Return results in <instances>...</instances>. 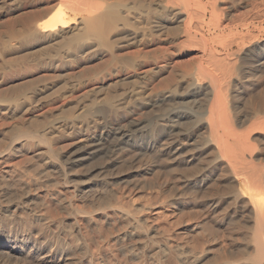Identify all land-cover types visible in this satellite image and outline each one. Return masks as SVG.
Listing matches in <instances>:
<instances>
[{
    "label": "bare ground",
    "instance_id": "obj_1",
    "mask_svg": "<svg viewBox=\"0 0 264 264\" xmlns=\"http://www.w3.org/2000/svg\"><path fill=\"white\" fill-rule=\"evenodd\" d=\"M95 1L0 0V264H264V97L239 106L264 74V39L253 36L263 25L227 24L221 13L231 0H148L144 40L133 31L139 0L103 10ZM168 33L172 46L158 57L137 63L121 54L137 43L160 47ZM184 38L199 49L188 72L165 57L170 48L180 54ZM104 57L41 112V73L67 77ZM137 69L155 84L146 96L132 88ZM157 81L166 87L156 91ZM87 82L95 85L81 94ZM70 98L77 108L63 102ZM145 110H161L163 123L145 126ZM65 134L77 139L68 151ZM126 155L122 163L183 165L185 187L212 200L195 212L190 193L115 186L107 170ZM136 190L152 202L131 209ZM185 213L192 223L182 227Z\"/></svg>",
    "mask_w": 264,
    "mask_h": 264
},
{
    "label": "rangeland",
    "instance_id": "obj_2",
    "mask_svg": "<svg viewBox=\"0 0 264 264\" xmlns=\"http://www.w3.org/2000/svg\"><path fill=\"white\" fill-rule=\"evenodd\" d=\"M120 1H122V0H97V1H95V3H98V5H100L101 10H103L106 6L111 5V4L113 6L114 4H117ZM257 1L258 2L260 1V2L258 3V2H256V0H241V1L240 0H231V1L228 2L229 5H228V8H226L225 12L223 11L224 13L223 12L221 13V15L224 14L222 16V18H224L226 20V23L229 22L227 24H230V25H236L235 24L236 22H237V24L242 23V22H249V23H252L253 25L255 24L254 26H259V25L262 26L263 25L262 27L264 28V3H263L264 0H257ZM124 2H126L127 4H132L134 2V0H125ZM139 2L140 3H138L139 4V8L138 9H139V12H140L141 19L137 20V22H136L137 28L134 29L133 31L138 33V34H143L144 35V40H145L146 38L149 37V34H150L149 31L147 30V27H149V26L146 25L145 22H144V20L148 17V11H149L148 4H149V2H148V0H139ZM234 4H235V6H234ZM256 4H259V5H257V7L259 9L254 7V6H256ZM252 6H253V8H252ZM255 10H257V11L255 12ZM234 21H235V23H234ZM238 21H239V23H238ZM172 26H174V25H172ZM225 34H224V36H226V39H227V35H225ZM227 34H229V32ZM254 34H258V32L254 31L253 32V36H259V40L264 39V29L262 31V35H261V33L259 35H254ZM171 36H173V34L172 35H170V33H168L166 35L165 34L164 35L160 34L159 35V41H160V43H162L160 47L158 45H156V46L152 45V46H149L148 48L142 49V47H140V45H138V43H137L135 45H132V47H130L129 49L125 48L126 50H123L121 54L124 55V56L128 55L127 57H129L130 59L132 58V60L137 61V63L138 62H140V63L144 62V60H147V59H149L151 57H158L160 55V53L163 52V49L166 50L168 47L172 46L168 42L170 40ZM154 37H155V34H154ZM228 37L232 38V35L231 36L228 35ZM224 39H223V41H220V42L215 39L216 42L214 41V46L217 49L219 48V50H222L221 42L222 43H226V42H224ZM230 39H228V41ZM181 40L183 41V50L181 51V53L180 54L173 53V49L170 48L169 52H165L166 53L165 57H166V60L171 63L172 67H174V70L180 71V72H188V71L192 70V68H193L194 58L198 56L197 52H199L198 51L199 49H198L197 45H193L191 42L186 40V38L181 39ZM139 50L140 51L142 50V52H140ZM233 50L235 51L234 48H233ZM107 59H108L107 57H104L101 60L102 62L99 61V60H95V61H93L91 63L83 64L84 66H82L81 68H78L77 70H75V72L73 74H71L70 76H67V77L66 76L65 77H61L62 79L61 78L52 79V78H49V77H46L47 78L46 79L45 76H43V74L41 73L42 76L40 75L41 78L39 79V82H38V85H37V87L39 88V91H41L40 97H39V103H38L39 105H41L40 106L41 112L45 111V109H47L49 107L48 105L53 104L57 99L60 98V97L58 98V96H61L62 92L67 88L65 86H67L70 83H73V82L77 81L78 79L80 80V78H81V80H88L89 77H91L93 75L92 72L95 71L94 72V74H95L97 71H99V68H102L103 64H105ZM95 67H96V69H95ZM134 72H135V75L137 76V78L135 79L137 81L135 82L136 84L132 85V88H137L139 86L144 87L145 90H144L143 96H146L149 93V91H151V87H153L155 84L150 82L147 77L141 78L142 77V75H140L141 71H139L138 69L136 71H134ZM262 76L263 77H262V79L260 78V83L258 84V86H254L248 92H243L242 96L240 97V103H239V106H240L241 110L244 108L243 106H246L247 104L249 105L250 103H255V101L257 99H259L258 97H256V96H259V93H262L260 95H263V97H264V74ZM164 78H166L167 80H170V78H171L170 84L168 86L174 84L172 75H169V73L166 74L164 76ZM64 81L66 83H64ZM151 84H153V85H151ZM158 84H159V82L157 81L156 85H158ZM93 85H95V84H90L89 85L88 82H87V84H86L87 88H84L83 90H81L80 93L82 94L83 91L89 89L90 86H93ZM61 86L65 87V88H63V90H62ZM57 87H58V89H57ZM165 87H166L165 84L161 83L156 88V91H158V89H159V91H161L162 88H165ZM129 88H131V86ZM56 90L57 91L60 90V91L57 92ZM55 92L57 94H54ZM80 93H78V94L80 95ZM55 96H56V98H55ZM252 98H255L256 100H254ZM246 99L247 100L251 99L253 101L251 102V100H250V103H249V100L247 101ZM199 101H200V99H199ZM201 101H202V99H201ZM63 102H67L68 103L67 106L70 109H72V108H74L76 106L75 105V99H72V98L67 99V100H65ZM245 103H246V105H245ZM75 108H77V106ZM240 108H239V110H240ZM75 110H77V109H75ZM243 111H244V109H243ZM141 112H139L138 116H139V118L141 120H143L145 126L148 125V127L149 126L152 127L155 124L163 123V122H161V120H159L157 118L162 113L161 110H152V111L151 110H145L142 113ZM43 114L41 115V120H43V118H44ZM46 115L47 114H45V116ZM63 117H67V116L64 115ZM68 117H70V114L68 115ZM63 138H62V140L59 139V142H60V144L62 146V149H63L64 145H65L64 146L65 149H63V150H67L68 151V150L73 149L71 142L75 143V141H77V139H74V137H71V136H69V137L67 136L66 137V134H65V136ZM72 138H73V140H72ZM200 138L197 141L199 145L203 144L202 143L203 142V140H202L203 136H201ZM131 150L134 151L135 149L133 148V149H130V151ZM199 153L200 152L195 151L194 153H189V154H194L195 156L198 157V159L200 157L201 158L202 157L205 158L206 155L210 156V154L209 153L207 154V152L203 153L202 155L199 154ZM209 156H206V158L207 157L209 158ZM127 157L130 158V156L126 155L125 158L117 159L116 160L117 162L115 161L114 164L112 166H110L111 169L109 168V170H107V174H108V172L111 173V174L108 175L109 176L108 178L110 179V181L112 180L111 182H113V184L116 183L118 185V187L121 186V185L123 186V185H128V184L129 185L130 184L131 185H137V189H140V187L143 188L144 185H146V186H154V187H156L155 188L156 190L154 192H156V193L158 192L159 194L161 193L160 195H163L165 193L164 195H166V196H170L169 194H171V196H174V195L178 196L180 193H184L185 195L187 193L188 194L190 193L191 196L194 195L193 196L194 197L193 200H194V203H196V204L189 205L188 209L190 208L192 211H195V212L199 211V209L202 208L201 207V204H202L201 201L205 202V201H211L212 200L210 195H207V196L204 195V198H203V194L202 193H200V194L196 193V195H195V193H192V191H190V189L187 186L185 187L186 179L191 180L189 178L191 176H190V173H188L189 171L187 172L188 168L186 169L185 167H183V165H181L179 167L176 164L170 165L167 162L165 163L164 162L165 160L160 158V157H158V158L157 157L156 158H147V157L145 158L144 157V158H141V160H138L137 162H133L134 164L133 163L132 164L131 163L127 164V162H123L122 163V161H125V160L129 159ZM104 160L107 162L106 159H104ZM130 164H131V166H130ZM175 167H177V168H175ZM79 168L81 170L80 172L84 171V169H85L84 167H79ZM97 172L99 173L98 169H96L91 175L92 176H94L95 174L97 175ZM115 180H116V182H115ZM123 180H125V181H123ZM116 184H114V185L116 186ZM73 186L74 185H69V188H72ZM186 188L189 191H187ZM146 190H145L146 193L150 192V190H148V189H146ZM161 190H164V191H161ZM134 192L132 194L128 195V197H127L129 202L132 205V206L130 205L131 209L139 208L141 206V203H146V201H147V203H149L151 201L149 199V197H143L142 198L141 197L142 195L138 196V193L140 192L139 190H136L135 193ZM166 196H163V197H166ZM199 197H200V199H199ZM195 201H197V202H195ZM198 207H199V209H198ZM194 209H196V210H194ZM224 209H225V205H223V203L222 204L220 203L218 208H217V210H216V213L217 214L218 213L223 214L222 211H225ZM187 214H188V212H187ZM187 214L185 213L184 215H186L187 217L184 216L183 221H180V222H182V225H181L182 227H183L184 223L185 224L186 223H188V224L192 223V221L188 218ZM171 217L172 216H170L169 218H171ZM178 217H179V215H175L174 219H178ZM178 228H180V226L175 227V230L178 229ZM167 229H168V227L165 228V230H167ZM168 231H169V229H168Z\"/></svg>",
    "mask_w": 264,
    "mask_h": 264
}]
</instances>
